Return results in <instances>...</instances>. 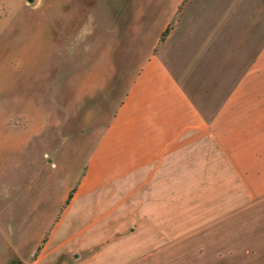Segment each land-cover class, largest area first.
<instances>
[{"label": "crops", "instance_id": "crops-1", "mask_svg": "<svg viewBox=\"0 0 264 264\" xmlns=\"http://www.w3.org/2000/svg\"><path fill=\"white\" fill-rule=\"evenodd\" d=\"M154 3L167 15L145 32ZM145 4L132 35L118 23L102 40L117 48L116 62L170 16L169 3ZM235 34L229 49L224 30L205 38L218 43L216 56L208 43L192 51L182 30L146 58L139 51L127 92L102 111L88 145L74 138L56 154H86L82 176L33 235L7 242L3 263L16 255L27 264H264V42L255 51L252 33ZM231 72L226 87L220 78L215 92L203 91L210 76Z\"/></svg>", "mask_w": 264, "mask_h": 264}, {"label": "rangeland", "instance_id": "rangeland-1", "mask_svg": "<svg viewBox=\"0 0 264 264\" xmlns=\"http://www.w3.org/2000/svg\"><path fill=\"white\" fill-rule=\"evenodd\" d=\"M147 1L0 0V264L7 242L33 235L51 219L68 183L82 176L86 154L81 158L72 151L59 158L56 154L74 138L81 150L88 145L102 111L121 88L127 92L126 76L137 71L139 51L146 58L181 30L192 51L208 43L213 56L212 47L218 43L205 38L222 30L221 49L234 47L230 37L236 30L254 35L255 51L264 42V0H159L171 6L168 19L145 47L132 48L116 62L117 48L102 40L118 23L124 36L132 35L133 15ZM148 9L145 32L167 15L156 3ZM90 14L95 15V24L86 20ZM166 27L169 32L162 41ZM112 39L122 41L121 36ZM173 52L178 55L177 46ZM212 55L206 58L211 65ZM234 73L198 81L209 79L211 84L203 91L215 92V83L222 78L218 85L226 87ZM206 100L210 102V97L202 92L198 101L210 115Z\"/></svg>", "mask_w": 264, "mask_h": 264}, {"label": "trees", "instance_id": "trees-1", "mask_svg": "<svg viewBox=\"0 0 264 264\" xmlns=\"http://www.w3.org/2000/svg\"><path fill=\"white\" fill-rule=\"evenodd\" d=\"M168 32H169V27L163 32L162 37H161L162 41L165 40V37L167 36ZM71 196H72V193L70 194V197ZM40 248H39V250H40ZM39 250H38V252H39ZM9 264H27V263H25L23 260H21L18 256L13 255L9 260Z\"/></svg>", "mask_w": 264, "mask_h": 264}]
</instances>
